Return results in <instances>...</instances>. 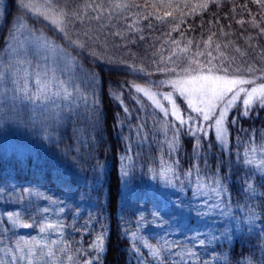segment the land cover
Segmentation results:
<instances>
[{"label": "rangeland", "instance_id": "obj_1", "mask_svg": "<svg viewBox=\"0 0 264 264\" xmlns=\"http://www.w3.org/2000/svg\"><path fill=\"white\" fill-rule=\"evenodd\" d=\"M55 1L11 0L12 6L0 0V72L13 66L7 78H0V264H12L8 250L14 251L24 241L62 249L48 264H84L83 247L69 238L75 231L68 233V228L95 208L90 188L107 173L106 164L90 151L87 132L93 120L101 127V137L107 130L105 120L94 115L91 104L78 95L80 91L92 94L94 70L79 65L77 46L40 14L46 3L53 6L50 14L62 12ZM106 1L115 15L131 2L163 17L169 12V0ZM38 37L62 51H46ZM187 74L251 81L237 86L248 90L264 84V70L239 75L209 69ZM184 76L185 72L151 77L146 85H135L147 90V95L140 92L149 110L159 115L156 119L138 115L131 121L125 111L115 121L114 130L122 140L116 218L135 254L147 253L139 264H216L226 256L219 246L240 238L257 251L254 261L248 258L242 264H264V222L255 207L264 183V106L254 99L249 115H243L241 93L229 110L223 142L210 126L214 121L204 125L207 136L198 129L190 132L171 115L173 102L185 119L194 115L172 83ZM46 81H63L71 96L61 93L37 100ZM167 93L173 94L171 101L164 99ZM162 170L171 183L160 178ZM9 214L20 223L13 224ZM49 224L54 227L41 233L40 228ZM147 245L157 246L159 256L152 255Z\"/></svg>", "mask_w": 264, "mask_h": 264}, {"label": "trees", "instance_id": "obj_2", "mask_svg": "<svg viewBox=\"0 0 264 264\" xmlns=\"http://www.w3.org/2000/svg\"><path fill=\"white\" fill-rule=\"evenodd\" d=\"M54 4L62 9L67 35L79 42L75 44L79 65L94 70L92 94L80 91L78 95L107 126L104 139L99 137L97 122L87 124L90 151L106 164L107 173L99 185L90 188L95 208L73 220L68 233H75L69 238L82 245L81 254L89 264H139L147 253L135 254L116 218L122 140L114 130L115 121L125 111L131 121L138 115L159 116L149 110L146 96L135 87L146 85L151 77L193 69L239 75L264 70V5L255 0H169V15L163 17L133 2L117 15L107 9L106 0H56ZM204 4L207 7H201ZM259 192L255 207L264 222V183ZM98 236L103 239L102 252L91 247ZM219 247L226 256L216 264H242L257 255L242 238Z\"/></svg>", "mask_w": 264, "mask_h": 264}, {"label": "snow or ice", "instance_id": "obj_3", "mask_svg": "<svg viewBox=\"0 0 264 264\" xmlns=\"http://www.w3.org/2000/svg\"><path fill=\"white\" fill-rule=\"evenodd\" d=\"M255 2L264 5V0H255ZM25 7H31L35 9V5H25ZM53 6L50 3H46L44 6V11L40 14L43 15L45 20H50V22L58 29L60 32L65 33V39H68L72 44H78V41H72L66 33L64 27V17L62 13L50 14L51 8ZM201 7H207L206 4L201 5ZM169 15V13H165ZM160 19V17H157ZM264 31V29H262ZM38 43H42L43 48L46 51H51L53 49L57 51H62L57 49L56 46L48 41L47 38H44L42 41L40 38H37ZM12 65L8 66V70L0 72V78H7L10 71L12 70ZM193 72H198V69H193ZM47 74H45L46 76ZM177 86L179 97L183 98L186 101L187 108L191 110V113L194 115H188L185 119L181 114L179 107L173 102V107L171 110V115L179 122L180 126L187 125L189 131L198 129L201 132H204V125L210 121H214L215 135L216 138L220 141H224L225 135L228 131L226 127V121L228 117L229 110L235 105L236 101L241 97V93L244 94L242 103L244 106L243 115H249L252 103L254 99H258L259 103L264 106V84H260L257 87H252L250 90L237 87L238 85L251 83V81H245L240 79H225L221 77H215L211 75H188L187 70H185V76L181 79L172 82ZM64 82L58 81L53 83V81H46L41 89H39L40 95L36 97L37 100H49L52 97H58L61 93L65 97H70L71 93L68 92L67 88L63 87ZM55 87L56 91H51V87ZM137 91L145 92L147 95L148 92L145 89L136 86ZM27 94V93H26ZM29 99H33L31 94H27ZM172 93L164 94L165 100H172ZM151 98V97H150ZM54 102V101H53ZM155 103V100L153 101ZM158 108H161L165 112V115H168V111L163 108L162 105L156 104ZM0 119H3V115H0ZM196 121V123H194ZM233 123H235V118H233ZM204 135L207 136V132H204ZM198 143V142H197ZM244 163L252 164V160H245ZM171 171V169H167ZM127 175V173H125ZM160 178L166 180L168 183H171L170 180H167V176L164 170L160 173ZM251 187V185H249ZM215 191V190H214ZM63 211V209H61ZM155 215H159L156 213ZM10 219H12L13 224H19V218H12V215L9 214ZM24 227L29 225L24 224ZM54 225H46L40 228V232L43 233L46 228H52ZM52 245H55L57 242L53 240ZM203 243V241H201ZM152 249V255L159 256L160 249L154 245H147ZM97 251L102 250L103 248V239L102 237H97L95 242L91 245ZM11 253V262L12 264H48L50 260H54L57 257V252L62 251V249H53L49 244H41L39 241L29 243L24 241L22 245L16 246L14 251L12 249L8 250ZM84 264H89V261L85 260ZM227 264V261L225 262Z\"/></svg>", "mask_w": 264, "mask_h": 264}]
</instances>
